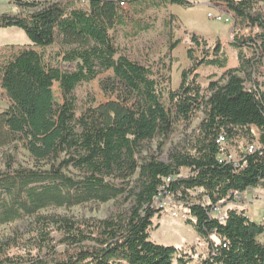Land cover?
<instances>
[{"label": "trees", "instance_id": "16d2710c", "mask_svg": "<svg viewBox=\"0 0 264 264\" xmlns=\"http://www.w3.org/2000/svg\"><path fill=\"white\" fill-rule=\"evenodd\" d=\"M210 1L233 18L238 64L228 65L219 42L208 46L201 35L187 32L191 63L175 88L170 70L177 59L170 55L182 42L174 34L175 14L164 23L167 62L134 59L117 37L149 31L155 17L138 16L148 9L188 7V0H12L20 11L0 14V27L21 26L28 38L0 60V87L8 100L0 109V226L50 207L129 203L126 216L103 238L81 236L43 256L4 264H193L195 257L183 247L149 238L166 197L179 202L184 221L207 244L196 264H264V223L228 206L243 201L249 189H264V0ZM201 65L222 70L205 89L196 71ZM114 67L132 80L143 116L114 99L76 114L75 89ZM198 112L197 126L162 160L163 140L187 129ZM232 148L234 160L223 159ZM7 149L23 152L30 164L17 162Z\"/></svg>", "mask_w": 264, "mask_h": 264}, {"label": "rangeland", "instance_id": "374dc122", "mask_svg": "<svg viewBox=\"0 0 264 264\" xmlns=\"http://www.w3.org/2000/svg\"><path fill=\"white\" fill-rule=\"evenodd\" d=\"M188 1L191 3L188 7L169 4L167 8L160 11L148 9L144 14L138 16H142L143 20H146L149 15L155 17L149 31L134 37L119 32L117 37L132 58L143 63L157 64L161 59L167 62L169 57L166 56L168 36L164 23L169 13L175 14L179 25L174 34L182 42L170 55L177 59L170 70L172 88L177 86L181 70L191 63L186 53L190 45L187 32H195L201 35L207 40L208 46H214L219 42L228 56V65L238 64L237 52L231 46L234 34L232 32L231 36L234 22L232 16L219 10L210 0ZM19 11L20 9L12 3V0H0V14H16ZM208 12H221L225 16H229V20L210 18L207 16ZM149 22L152 20L150 19ZM248 31L245 29L241 34L247 36ZM27 42L28 38L21 26L0 27V60L9 57ZM243 50L247 56H252L251 47L244 45ZM195 54L200 56L199 51ZM196 71L200 74L198 80L204 89L211 76H213L212 79H216L222 73L221 69L205 65L199 66ZM262 80L263 77H261L260 82H263ZM131 81L126 71L114 67L91 82L80 84L74 91L76 114H80L89 105L114 99L131 105L138 115L143 116L144 102L136 94ZM246 85L249 87L251 83L247 81ZM52 89L56 104H60L62 100L57 83H54ZM7 101V97L0 87V109L7 105ZM201 117L202 113L198 112L187 129L175 132L163 140V145L158 151L162 160H167L169 148L182 141L185 135L197 126ZM254 132L258 139L260 133L257 129H254ZM156 145L157 141H153V150H156ZM8 151L15 156L17 162L23 165L30 164V159L23 152H14L10 149L5 152ZM235 151L234 148L231 149L232 156H236L237 152ZM2 167L3 153L0 151V168ZM182 172L185 173L186 171L182 170ZM243 197V201L240 199V202L231 203L228 206L238 208L245 205L249 216L255 221H260L264 209V189L260 187L249 189L243 193ZM161 199L159 206H164V210L160 216L155 215L153 217L154 226L149 230L150 240L163 245L183 247L186 252L195 257L193 264H196V258L206 254V242L197 234L191 224L184 221L186 215L179 202L170 197ZM128 208V201L123 199L112 200L103 204L90 202L71 209L50 207L39 211L32 217L1 225L0 264L17 260H31L43 256L51 248H61L81 236L90 234L97 238H103L120 224L121 218L126 216ZM223 211L224 209L221 210V213ZM182 214L185 216L182 217ZM212 239H215V236H212ZM260 239L264 241V235L260 236Z\"/></svg>", "mask_w": 264, "mask_h": 264}, {"label": "built area", "instance_id": "2783aa9c", "mask_svg": "<svg viewBox=\"0 0 264 264\" xmlns=\"http://www.w3.org/2000/svg\"><path fill=\"white\" fill-rule=\"evenodd\" d=\"M87 2V0H80V3H83L85 4ZM120 4H122L123 6L126 5L125 1H121ZM207 16L210 17V18H213V19H217V20H225V21H228L229 20V16H225L223 13L221 12H216V13H212V12H208L207 13ZM219 140L222 142L224 141V138L223 137H220ZM252 148V146H250V149ZM221 157L223 159H226V160H234V157L232 156V154L229 152L228 154H225L223 153L221 155ZM246 214L249 216L248 212H247V209L245 210ZM175 214V213H174ZM185 215L182 214V217H184ZM260 221L264 223V209L262 211V214L260 216Z\"/></svg>", "mask_w": 264, "mask_h": 264}, {"label": "crops", "instance_id": "0c3cea01", "mask_svg": "<svg viewBox=\"0 0 264 264\" xmlns=\"http://www.w3.org/2000/svg\"><path fill=\"white\" fill-rule=\"evenodd\" d=\"M237 65V64H236ZM235 66V65H234ZM238 208H240V209H247V207L245 206V205H241V206H239Z\"/></svg>", "mask_w": 264, "mask_h": 264}]
</instances>
